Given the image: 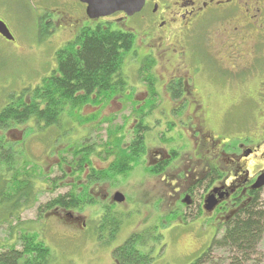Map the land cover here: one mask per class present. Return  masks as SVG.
Segmentation results:
<instances>
[{
    "label": "rangeland",
    "instance_id": "1",
    "mask_svg": "<svg viewBox=\"0 0 264 264\" xmlns=\"http://www.w3.org/2000/svg\"><path fill=\"white\" fill-rule=\"evenodd\" d=\"M82 5L78 0H0V20L14 39L6 41L0 36L2 99L8 92L32 91L44 77L50 76L56 70V52L72 43L82 28L94 29L99 23H109L104 27L134 35L132 50L124 57L121 66L124 90L119 91L108 105L79 107L71 111L67 104L55 126L42 130L35 126L31 137L27 131L21 130L31 128L33 120L26 126L0 131V137L5 141H14L13 150L19 163L37 165L39 173L47 175L49 179L62 175L65 179L64 174L70 175V168L54 167L55 159L60 154L68 158L61 151H72L86 137L85 133L95 143L102 144L107 139L108 129L123 126L122 133L127 142L133 117H136L135 111L144 105L147 98L146 83L137 73L146 53L139 23L134 18L115 22L117 16L88 20L83 13H79L84 11ZM138 18H142V15ZM222 23L204 27L188 39V44L181 41V36L172 38L167 46L151 54L154 66L150 74L156 81L158 101L145 119L150 131L145 134L147 152L144 159L148 163L154 153L165 154L168 147V151L174 149L179 152L177 159L160 174L147 173L145 165L141 163L126 176L117 177L116 184L106 182L92 185L94 199L102 201V195L106 194L108 201H96L95 206H82L78 211H65L72 214L76 218L74 220L66 217L63 211H58V214L50 211L38 217L37 209L73 189L72 186L79 191L78 185L75 186L76 177L70 181L68 176L55 189L46 184L37 186L40 189L34 200L15 212L13 217H9V212L6 214V206L0 207V251L19 249L18 237L23 233L37 235L38 241L49 249L47 264H116L113 250L131 236L140 235L145 245L139 249L145 254L149 253L152 258L150 264H191L209 248L215 237H220L224 219L219 220V217L208 216L204 212L200 214L202 217H197L193 207L186 209L180 203L182 194L177 190L183 189L186 181L181 178L187 172L180 171L185 169L184 159L189 152L182 145L185 135L192 129L187 115L194 106L193 101L200 104V108L205 107L200 111L197 106L196 112L198 116L205 117V130H212L217 137L229 135L234 127L241 128L245 124L250 129L255 125H264V115L258 112L260 109L264 113V101L258 106L256 100H249V97L259 99L254 83L264 72V66H258L260 62L252 45L254 35L247 33L244 43L236 49L238 39L224 36L226 33ZM185 48L187 57L182 58L179 53L184 52ZM174 75L185 80L190 75L189 85L197 92L194 99H190V106L171 101L169 93L164 91L163 85ZM243 94L246 100L241 107H237ZM260 94L264 96V89ZM25 101H30V95L25 97ZM92 114H96L97 120L85 126L80 123L82 117ZM227 115L222 132L220 126ZM108 118H112V121L102 123ZM93 126L98 128L90 129ZM262 144L264 148V142ZM92 160L96 168H106L108 165L94 158ZM183 162L185 165L181 168ZM246 162L250 171L261 165L254 157ZM173 168L181 169L173 171ZM168 174V179L172 181L167 183ZM115 193L123 196V203L112 204L111 197ZM260 196L264 201V190ZM231 256L215 251L210 256V264H229ZM242 264H264V234L256 253Z\"/></svg>",
    "mask_w": 264,
    "mask_h": 264
},
{
    "label": "flooded vegetation",
    "instance_id": "2",
    "mask_svg": "<svg viewBox=\"0 0 264 264\" xmlns=\"http://www.w3.org/2000/svg\"><path fill=\"white\" fill-rule=\"evenodd\" d=\"M82 6H84V11L79 13H83L87 18L85 13V5ZM139 15H142V18L139 19ZM112 16H117L115 22H121L126 18H134L136 22L139 23L138 25L142 28V37L144 38L143 41L146 43V53L144 59L154 60L151 54L154 53L155 50L163 48V46H167V42H169L172 38L181 36V41L185 44H188V39L194 34L200 32V30H202L204 27L215 25L217 23L221 24V22H224L222 23L223 31L226 33L224 36L230 35L238 39V42L235 44V46H237L236 49L239 48V45L241 43H244L243 40H245V35L247 36V33H253L254 41L252 45L253 48H255V52H257V61L260 62V65L258 64V66H264V0H145L142 10L131 17H127L124 13H116ZM104 24L109 25V23ZM186 51L187 48H185L184 52L179 53L182 58L187 57ZM144 59H142V61ZM263 73L261 74L262 78L260 77V79L259 77H257L259 78V80H255L254 83L257 86L255 91L256 96H258L259 99L257 100L256 98L249 97L250 102L256 100L258 106L262 103V101H264V96L260 94V92L264 89ZM186 79L187 80H185L184 77L174 75L163 85V89L164 91H167L169 93V98L171 101H177L180 102L181 105L186 104L190 106V99L192 98L193 100L197 92L196 88H191L189 85V81L191 80L190 75L186 77ZM242 81H245V79L242 78ZM155 84L156 81L153 85L154 91L156 86ZM145 86L147 88V98L144 105L135 111L136 117H133L134 120L132 123V127L130 128L131 133L127 142H125V137L122 133L123 126H119L117 128H114L115 130H111L116 132L113 135L114 137H112L111 139L108 137V131L110 130L108 129L106 133L107 139L102 144L95 143L92 140L91 136L85 133L84 135H86V137L84 139H81L72 151H61L68 155V158H66V160H62L61 154L57 158L58 161L57 159H55L54 167L60 168L61 166H65L67 168H70V175H68L69 177L66 175L67 173L64 174L65 179H67L68 177L70 181H74L76 177L77 181L75 186L78 185L79 187V191L75 190L77 193L82 192L83 189L87 190L89 201H91V203L85 204L84 206H95L98 202H102L103 200L108 201L109 199V197L104 194L102 195V197L104 198L101 197V200L103 199L102 201L95 200L91 193L92 185L106 182L116 184L117 177L126 176L141 163L145 165V171L147 173L160 174L164 172L179 156V152L177 150L172 149L168 151V147L165 154L163 152L154 153L152 158L150 159V162H145L144 158L147 152V145H145V134L150 131V125H148L145 119L150 115L151 111L158 101V94L156 93V98H151V90L147 87V84H145ZM170 88L175 89L174 95L172 94V91H170ZM118 93L119 91L102 104L96 106L88 104L82 106V108L90 106L97 108L108 105L110 100L116 97ZM244 96L245 94L242 95L241 100L239 101L240 104L237 107H241L242 103L246 100ZM206 97L209 98L208 96ZM193 102L194 106H192L191 112L187 115V119L191 121L192 129L185 135V143H183L182 145V148H186V150L189 152V154L186 155V158L184 159L186 165L183 162V165L181 166V168H183L185 165V169L180 171L187 172L185 176L181 178L186 179V181L183 186L184 188L177 191H180V193L182 194L180 203L184 204V207L186 209H190L193 207L195 209V212H197V217H202L201 215H203L204 212L207 213L208 216L213 215L216 218L219 217L217 218L219 220L223 218L224 220L220 227V229L223 231L225 224L232 221L237 213L242 208H244L245 205L251 203V201H253L255 197L259 198L262 201L260 194L264 190V187L255 189L254 185L258 177L264 174V148H262V143L264 142V125H255L253 129H250L247 124H245L244 127L241 126V128L234 127V130H232L229 134L230 136L220 135L217 137V135L212 130H205V117L203 118L201 115L198 116L196 112V107L198 106L197 108H200L201 105L197 104L196 101ZM257 105H253L254 108L257 107ZM203 108H200V111H202ZM174 112L175 111L173 110L172 113ZM258 112L260 113V115H264V113L260 109L258 110ZM227 117L228 115L224 118V120ZM95 119L97 120L96 114H92L89 117H82L80 123L85 126L87 123H90ZM224 120L220 126L221 131L224 123L226 122V120ZM110 121H112V118L104 119L102 123H108ZM27 123L20 126H26ZM96 126H93L90 129H97L98 127ZM34 127L35 122L33 120V126L31 125V128L26 127L21 131H30L28 135L29 137H31V134L34 133ZM139 127L143 129L140 134L143 136L144 153L140 155L137 163L133 164L131 170L124 175H116L112 179L98 180L96 182H93L92 170H107L116 159L114 155L106 156L108 149V152H111L110 150L112 149V146H108L106 144L113 143L114 138H122V148L128 147L135 139L136 131ZM23 140H27V138ZM10 143H13L15 145L14 141H11ZM80 144H94V153L89 158L90 164L88 165L84 163V165L82 166V171L76 172L75 169L79 164L80 159L76 158L73 161L72 154ZM252 157L258 159V163H260L262 166L259 165L260 168L250 171L247 167L246 161ZM93 158L100 161L101 164H108L107 167L96 168L93 165ZM254 167L258 166L255 165ZM181 168H173L172 170L176 171V169L179 170ZM195 169H197L196 172L194 171ZM169 174L166 178L167 183L170 180L168 179ZM63 177V175L59 177L61 180L58 183H62L65 180L63 179ZM177 180L179 179L177 178ZM165 186L168 187L166 184ZM174 191L177 192L176 190ZM116 195L120 194L115 193L114 195H112V204H117L114 201V197ZM209 198H212V202L214 204V207L211 211H208L206 204V201ZM80 209H74L71 211H78ZM51 211L52 213L58 214V211L65 212L70 210L57 208ZM65 216L70 220L76 219L70 213H66ZM82 226L85 227V224L82 223Z\"/></svg>",
    "mask_w": 264,
    "mask_h": 264
},
{
    "label": "trees",
    "instance_id": "3",
    "mask_svg": "<svg viewBox=\"0 0 264 264\" xmlns=\"http://www.w3.org/2000/svg\"><path fill=\"white\" fill-rule=\"evenodd\" d=\"M48 28V27H47ZM134 44V36L129 33L113 31L103 24L94 29L83 28L73 43L67 44L55 54L56 70L44 77L32 91L23 89L19 93L6 92L0 98V131L6 132L14 126H20L33 119L35 126L42 130L55 126L67 104L71 111L85 105H99L110 99L118 91L124 90L121 66L124 57L129 54ZM153 61L144 59L138 75L151 90V98L157 94L153 90L154 78L150 71ZM172 94L175 89L170 88ZM30 95V101L25 97ZM135 139L122 148V138H114L108 155H114L115 161L103 171L92 170V181L112 179L124 175L137 163L144 153L143 130L137 128ZM30 131H27L29 134ZM115 131H108V137H114ZM13 143L0 137V207L6 208V214L14 213L33 201L42 185L59 188L56 177L49 179L39 173L38 167L30 162L19 163L13 150ZM87 146V147H84ZM94 153V144H80L72 154L73 161L79 158L75 171H82L84 163L90 164L89 158ZM62 157V156H61ZM62 160L66 158L62 157ZM68 192L58 195L37 209L38 217L48 211L61 208L64 210L80 209L91 203L87 190L77 193L74 186ZM114 224V223H112ZM117 224L115 223L114 227ZM114 232V229L112 230ZM264 234V201L254 198L242 208L234 219L225 224L222 234L214 238L209 248L191 264H210L211 254L221 251L232 255L229 264H242L256 253ZM145 240L140 235H133L122 245L113 250L116 264H150L149 253H143ZM140 244V245H139ZM19 249L8 248L0 251V264H47L49 249L38 241L37 235L21 234L18 237Z\"/></svg>",
    "mask_w": 264,
    "mask_h": 264
},
{
    "label": "water",
    "instance_id": "4",
    "mask_svg": "<svg viewBox=\"0 0 264 264\" xmlns=\"http://www.w3.org/2000/svg\"><path fill=\"white\" fill-rule=\"evenodd\" d=\"M85 5V13L88 19L97 20L112 16L116 13H124L127 17H131L139 13L145 0H78ZM0 36L6 41H13V37L9 32L5 23L0 20ZM264 187V174L258 177L254 188L260 189ZM116 203H122L123 197L116 195L114 197ZM208 211L214 207L212 198L206 201Z\"/></svg>",
    "mask_w": 264,
    "mask_h": 264
}]
</instances>
